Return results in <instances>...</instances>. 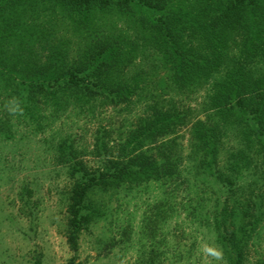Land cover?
<instances>
[{
    "label": "rangeland",
    "instance_id": "374dc122",
    "mask_svg": "<svg viewBox=\"0 0 264 264\" xmlns=\"http://www.w3.org/2000/svg\"><path fill=\"white\" fill-rule=\"evenodd\" d=\"M123 2L124 9L118 3L72 13L60 0L4 1L0 264H263L264 152L239 174L223 150L220 166H202L205 172L189 177L190 183H181L184 177L137 181L146 175L136 171L132 182L96 186L82 203L94 210L92 221L75 248L68 243L70 161L83 164L95 179L135 165L132 160L152 146L131 142L130 134L167 120L156 117L154 104L188 112L186 123L175 127L184 136L186 157L187 121L205 117L206 87L180 92L173 66L153 40L155 23L171 20L173 11L195 14L199 7L149 0L152 9L136 0L131 10ZM113 51L117 62L108 72L102 67L106 76H92L94 62L102 65ZM78 72L86 79L79 87L93 83L101 91L73 92L68 81ZM62 147L73 154L65 156ZM206 248L221 251L222 258Z\"/></svg>",
    "mask_w": 264,
    "mask_h": 264
},
{
    "label": "trees",
    "instance_id": "16d2710c",
    "mask_svg": "<svg viewBox=\"0 0 264 264\" xmlns=\"http://www.w3.org/2000/svg\"><path fill=\"white\" fill-rule=\"evenodd\" d=\"M4 1L0 0V10L6 8ZM60 1L72 13L103 10L118 3L124 9L123 0H117L118 3L115 0ZM125 1L129 3V9L134 10L132 6L136 0ZM138 1L137 4L155 9L149 0ZM184 1L199 7L193 9L195 14L182 10L171 12L168 15L171 20L161 19L153 25L157 32L153 40L159 45L166 64L173 66L172 81L180 92H192L206 87V99L202 106L205 117L187 121L191 129V134L187 136L190 152L184 156L181 144L184 136H180L178 128H175L186 123L188 112H181L177 105L166 110V107L154 104L151 108L157 114L156 117H167L165 122L168 123L154 120L151 126L142 129V133L130 134V139L133 137L131 142L138 141L136 143L143 145L147 140L148 145L152 146L151 150H142L132 160L135 165L126 164L112 176L102 174V178L95 179L87 173L83 164L69 160L74 188L68 207L67 241L73 248L76 247L80 231L92 221L94 210L88 206L82 208V203L94 187L105 188L108 185L119 186L126 181L132 182L136 171L146 175L137 181L160 178L181 180L184 177L181 183H190L191 179H197L205 172L202 166H220L223 150H228L226 161L231 162L229 166L237 173L243 167L253 165L256 161L254 155L264 152V0ZM213 15L215 18L208 21V17ZM113 54H108L102 65H99L101 62H94L96 65L90 70L93 71L92 76H106L107 73L101 70L105 66L108 72L111 65L117 62L114 51ZM85 71L79 72L82 74ZM79 72L71 75L68 81L73 92L86 90V94H96L101 91L93 83L86 88L79 87L80 81L86 80L78 75ZM107 77L112 79L110 75ZM83 98L84 94L79 100ZM147 130H150L149 134L145 133ZM225 146L228 148L225 149ZM62 149L65 156L73 154L64 151V147ZM152 172L156 176H152ZM35 264L41 262L38 260ZM68 264L76 263L71 261Z\"/></svg>",
    "mask_w": 264,
    "mask_h": 264
},
{
    "label": "clouds",
    "instance_id": "9594fccd",
    "mask_svg": "<svg viewBox=\"0 0 264 264\" xmlns=\"http://www.w3.org/2000/svg\"><path fill=\"white\" fill-rule=\"evenodd\" d=\"M12 111H15V109H13ZM205 251L209 254L214 256L217 260L222 258V252L215 249V248H206Z\"/></svg>",
    "mask_w": 264,
    "mask_h": 264
}]
</instances>
